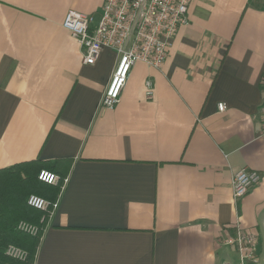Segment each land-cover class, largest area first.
<instances>
[{
    "label": "crops",
    "instance_id": "1",
    "mask_svg": "<svg viewBox=\"0 0 264 264\" xmlns=\"http://www.w3.org/2000/svg\"><path fill=\"white\" fill-rule=\"evenodd\" d=\"M103 2L0 0V170L67 179L34 264L235 263V224L264 264V0H191L162 66L136 63L112 109L115 53L84 64L61 25L72 10L95 26ZM242 168L261 180L235 204Z\"/></svg>",
    "mask_w": 264,
    "mask_h": 264
},
{
    "label": "built area",
    "instance_id": "2",
    "mask_svg": "<svg viewBox=\"0 0 264 264\" xmlns=\"http://www.w3.org/2000/svg\"><path fill=\"white\" fill-rule=\"evenodd\" d=\"M191 0H104L98 21L92 26L93 18L75 11H68L62 21V28L75 38L81 48L82 62L94 65L103 49L112 50L116 55V67L104 90L100 107L112 109L119 101L120 92L125 81L136 63L159 69L164 63L172 40L180 28L189 24L187 16ZM261 101L258 106L260 125L259 138L264 141V73L260 82ZM152 83H145V95L152 97ZM218 112L225 110L224 104H218ZM37 180L55 186L61 182V187L67 182L61 181L57 175L47 170H40ZM261 177L259 173L242 168L231 176L232 200L236 204L248 191L257 185ZM27 206L48 212L49 216L57 206V200L49 203L47 200L29 195ZM234 234L225 235L221 244L236 254V262L222 261L220 264H250L257 260V238L234 225ZM16 230L34 236L37 227L20 221ZM5 254L15 260L23 261L25 252L8 246Z\"/></svg>",
    "mask_w": 264,
    "mask_h": 264
},
{
    "label": "trees",
    "instance_id": "3",
    "mask_svg": "<svg viewBox=\"0 0 264 264\" xmlns=\"http://www.w3.org/2000/svg\"><path fill=\"white\" fill-rule=\"evenodd\" d=\"M40 170H49L38 160L13 165L0 170V264H34L37 249L47 225L49 214L35 210L26 204L29 195H36L50 204L55 202L61 182L57 185H47L37 180ZM53 173V172H52ZM60 181L63 179L59 177ZM25 221L37 227V233L32 236L16 230V225ZM14 246L26 257L18 261L8 257L5 250Z\"/></svg>",
    "mask_w": 264,
    "mask_h": 264
}]
</instances>
